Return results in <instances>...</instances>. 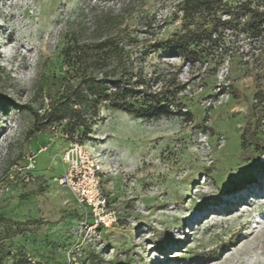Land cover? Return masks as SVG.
Listing matches in <instances>:
<instances>
[{
    "label": "rangeland",
    "instance_id": "obj_1",
    "mask_svg": "<svg viewBox=\"0 0 264 264\" xmlns=\"http://www.w3.org/2000/svg\"><path fill=\"white\" fill-rule=\"evenodd\" d=\"M176 3L0 0V264H264V188L248 195L264 180V29H225L206 43L212 53L183 59L169 44L183 30ZM250 3L264 10V0ZM124 4L120 29L155 47L144 70L163 74L153 89L177 72L185 105L148 121L104 103L87 134L69 120L35 130V112L60 91L74 23L92 6ZM72 136L103 165L102 191L117 214L110 227L96 226L56 179Z\"/></svg>",
    "mask_w": 264,
    "mask_h": 264
},
{
    "label": "trees",
    "instance_id": "obj_2",
    "mask_svg": "<svg viewBox=\"0 0 264 264\" xmlns=\"http://www.w3.org/2000/svg\"><path fill=\"white\" fill-rule=\"evenodd\" d=\"M251 1L232 6L226 0H177L175 8L180 13L183 30L174 34L169 44L183 59H195L212 53L206 43L216 41L225 29L243 24L245 31L261 33L264 10L253 8ZM126 6L121 9L92 6V15L87 21V16L80 15L81 20L74 23L75 28L62 51L66 70L60 91L52 97L54 105L42 115L35 112V117L43 120L35 130L60 127L69 120L73 131L82 127L87 134L104 103L148 121L170 118L176 112L169 106L185 105L183 84L177 72L164 76L161 87L153 89L154 81H160L163 74L149 77L144 70L146 58L155 47L140 43L137 37L120 29L123 19H129ZM240 18L244 21H239ZM44 84L39 83L40 90ZM3 255L0 245V260L4 259ZM18 263L29 264L24 258L14 264Z\"/></svg>",
    "mask_w": 264,
    "mask_h": 264
},
{
    "label": "built area",
    "instance_id": "obj_3",
    "mask_svg": "<svg viewBox=\"0 0 264 264\" xmlns=\"http://www.w3.org/2000/svg\"><path fill=\"white\" fill-rule=\"evenodd\" d=\"M51 129L56 131L57 126H52ZM47 150L48 146H44L29 157L28 164L23 169L25 180H34L33 171L36 168L37 155ZM61 159L64 171L56 177L58 183L73 193L77 204L85 210L86 215H91L96 226L114 225L117 222V214L107 208V198L101 187L103 165L100 160L78 140V137L70 141Z\"/></svg>",
    "mask_w": 264,
    "mask_h": 264
},
{
    "label": "bare ground",
    "instance_id": "obj_4",
    "mask_svg": "<svg viewBox=\"0 0 264 264\" xmlns=\"http://www.w3.org/2000/svg\"><path fill=\"white\" fill-rule=\"evenodd\" d=\"M263 188H264V180H262L261 183H258V184H256V185L251 186V187L249 188V190H248V195H250V194L256 192L257 190H262ZM248 195H247V196H248Z\"/></svg>",
    "mask_w": 264,
    "mask_h": 264
}]
</instances>
